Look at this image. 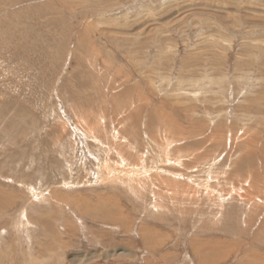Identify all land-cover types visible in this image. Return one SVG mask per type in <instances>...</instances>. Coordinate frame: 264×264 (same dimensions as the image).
<instances>
[{
    "label": "rangeland",
    "instance_id": "374dc122",
    "mask_svg": "<svg viewBox=\"0 0 264 264\" xmlns=\"http://www.w3.org/2000/svg\"><path fill=\"white\" fill-rule=\"evenodd\" d=\"M0 264H264V0H0Z\"/></svg>",
    "mask_w": 264,
    "mask_h": 264
}]
</instances>
